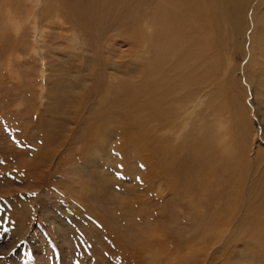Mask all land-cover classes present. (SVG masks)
Masks as SVG:
<instances>
[{
  "label": "rangeland",
  "instance_id": "rangeland-1",
  "mask_svg": "<svg viewBox=\"0 0 264 264\" xmlns=\"http://www.w3.org/2000/svg\"><path fill=\"white\" fill-rule=\"evenodd\" d=\"M37 2L0 0V264H95L90 240L135 264L144 229L179 264H264V0ZM194 69L215 94L183 114Z\"/></svg>",
  "mask_w": 264,
  "mask_h": 264
},
{
  "label": "bare ground",
  "instance_id": "bare-ground-1",
  "mask_svg": "<svg viewBox=\"0 0 264 264\" xmlns=\"http://www.w3.org/2000/svg\"><path fill=\"white\" fill-rule=\"evenodd\" d=\"M38 2H37V5H40V2L42 1V0H37ZM164 2V1H163ZM224 3V2H223ZM230 3H232L231 1H230ZM165 4V3H164ZM36 5V6H37ZM229 5L227 4V3H224L223 4V8L225 9L226 7H228ZM44 8V7H43ZM45 10V9H44ZM40 11V10H39ZM10 12V11H9ZM43 12V11H42ZM165 12V11H164ZM38 13V12H37ZM42 16V15H41ZM38 19V18H37ZM258 22H260V24H264V11H263V14H261V15H259V20H258ZM42 26V25H41ZM38 28V27H37ZM202 28V27H201ZM262 31V30H261ZM192 32V31H191ZM189 33V32H188ZM263 33V32H262ZM192 34V37H193V35H194V33L192 32L191 33ZM40 35V34H39ZM169 35V34H168ZM190 35V34H189ZM79 38V37H78ZM190 39V38H189ZM189 39H187V38H183L181 41H177L175 44H173V45H175V47H173L174 48V51H175V54H174V58H175V55H176V49L179 51V52H181V55H182V60H188V59H190V58H193V57H197L198 58V56L199 55H201V57L199 58V59H201L202 58V56H204L205 57V52H204V48H202V44L201 45H199L198 43H196L195 41H194V45H192V47L194 48L193 50L192 49H189L188 48V46H187V44H188V40ZM192 39V38H191ZM190 39V41H192ZM80 40V38L77 40V43H78V41ZM203 41V40H202ZM204 42V41H203ZM207 42V41H206ZM180 44H182V45H184V47H185V51L184 52H182V49H180ZM186 44V45H185ZM197 44V45H196ZM205 44V43H204ZM207 45V44H206ZM198 46V47H197ZM201 47V48H200ZM44 49V48H43ZM173 50V49H172ZM208 50V49H207ZM41 52V51H40ZM207 53V52H206ZM147 54V53H146ZM205 54V55H204ZM45 57V56H44ZM172 58V57H171ZM173 59V58H172ZM207 60V59H206ZM160 61V60H159ZM205 61V60H204ZM201 63L203 64L204 62H203V60H201ZM197 66V65H196ZM194 68V67H193ZM197 72L196 73V78H194L196 81H195V87H194V90L193 91H200V92H202V94H203V96H202V100H201V102H200V100L199 101H197V100H195V101H190L189 102V100H188V103L187 102H185V103H187V104H185V105H182V107H181V112H184L183 114H190L191 113V115H193L195 112H196V109L198 108L197 107V104L198 103H200V105H204V104H206L207 102H209L211 99H212V96H214V94H215V89H214V87H216V84H217V82H215V83H209V82H204V80L203 81H201L200 79H207V75H206V73L205 72H203V74H202V76H200V73L198 72V69H194L193 70V72ZM191 72H192V70H191ZM186 76V75H185ZM199 79H198V78ZM189 80V79H188ZM185 81V80H184ZM181 82V81H180ZM179 82V84H181ZM163 82H161L160 84H162ZM183 84V83H182ZM182 84L181 85H176L174 88H173V90L172 91H174V93L177 91V89H179V88H181V86H182ZM187 85V84H186ZM183 88V87H182ZM189 88V87H188ZM190 88H193V87H190ZM186 89V87H184L183 88V90H185ZM169 90H171L170 88H168L166 91V93L161 97L162 99L161 100H163V102L165 103L168 99H170L171 97V95H170V93H171V91H169ZM164 91V90H163ZM169 92V93H168ZM179 92V91H178ZM200 97V96H199ZM201 99V98H200ZM182 103V102H181ZM158 106H160V104H157ZM222 107H223V105L221 106L220 105V107L217 109V111L218 110H221V112H222ZM258 107V106H257ZM165 108V107H164ZM158 110V109H157ZM180 110V109H179ZM195 110V112H193ZM165 111V110H164ZM179 112V111H178ZM193 112V113H192ZM216 112V111H215ZM116 115V114H115ZM162 115H165V117H166V119H168L169 120V118H168V116L165 114V112H164V114L162 113ZM236 116V115H235ZM171 118V117H170ZM232 118V117H231ZM216 121H217V126H218V132H219V137H221L220 138V144H222V143H227V146H229V143H228V137H229V129L231 128L229 125H227V123L226 122H224L223 120H222V118L221 117H219L218 119H216ZM203 124V123H202ZM228 126H229V129H228ZM240 126V125H239ZM242 126H243V122L241 123V128H242ZM124 132V131H123ZM172 132V131H171ZM179 134V133H178ZM179 136V135H178ZM231 148V147H230ZM230 148H228L229 149V153L231 152V150H230ZM232 153V152H231ZM243 157V156H242ZM241 157V161L243 162V163H245V160L243 159ZM243 166V165H242ZM197 167H199V163H197L196 165H195V167L194 168H197ZM178 168H180V167H178ZM184 169V172H186V174L187 173H190L191 172V167H183ZM194 171H196V169H194L193 170V174H194ZM233 171V170H232ZM185 174V175H186ZM240 174H242V171H240ZM190 175V174H189ZM140 179V178H139ZM141 189H142V191L143 192H147V188H148V185L147 184H144L143 185V183L141 184ZM160 187V186H159ZM162 188V187H161ZM174 189V188H173ZM176 190H177V188H176ZM176 194H178V191H172L171 192V195H176ZM42 195V194H41ZM67 198V197H66ZM70 199V198H69ZM67 200V199H66ZM71 202V201H70ZM45 207V206H44ZM43 207V208H44ZM38 209V208H37ZM204 210V209H203ZM202 210H200V212H201ZM163 212V211H162ZM154 215V214H153ZM91 227H93V225H92V222L91 221H89V223H88ZM229 226H230V224H229ZM215 228V227H214ZM55 230V229H54ZM143 230V229H142ZM139 234H141V233H139ZM143 234V233H142ZM155 236H156V232H155V230H152V229H150V230H145L144 229V235H143V238H142V240H141V242H140V244H138V245H135V247H138V248H141V252L144 254V255H146V256H144V257H142V255H138V259L140 260V261H147L146 259L148 258L149 260V264H156L157 263V260L159 259V257L161 256V251L160 250H151V251H147V249H146V243L149 241V240H151V239H154L155 238ZM142 237V236H141ZM58 238H60V237H58ZM178 238L180 239L181 237H180V235L178 234ZM38 239H39V237H38ZM141 239V238H140ZM41 240V239H40ZM33 241H34V239H33ZM39 241V240H38ZM106 242V241H105ZM37 243V241L34 243L35 245H37L36 244ZM176 244V243H175ZM179 244V243H178ZM85 245H86V250L85 251H88V252H92L97 258H99V259H97V260H103V261H105V259L101 256V254H100V247L96 244V242L95 241H87V242H85ZM217 245V244H216ZM38 246V245H37ZM42 246V245H41ZM169 257H170V259L171 260H173V262L175 263V264H179L178 263V258L177 257H179V251H178V246H176L175 245V248H174V250L169 254ZM144 258H146V259H144ZM214 259V258H213ZM167 262V264H173V263H171V261H166Z\"/></svg>",
  "mask_w": 264,
  "mask_h": 264
},
{
  "label": "crops",
  "instance_id": "crops-1",
  "mask_svg": "<svg viewBox=\"0 0 264 264\" xmlns=\"http://www.w3.org/2000/svg\"><path fill=\"white\" fill-rule=\"evenodd\" d=\"M174 248H175V244L173 242H170L169 245H167L165 247V250L162 252V255H161V260H162L163 264L167 263L166 262L167 260L171 261V263L175 264L173 262V260H171L169 257V254L174 250ZM140 253H141V255H143L142 252H140ZM132 261L135 262V264L143 263V261H140L138 259V255H136V252H135L134 257L132 258ZM144 263H146V261H144Z\"/></svg>",
  "mask_w": 264,
  "mask_h": 264
},
{
  "label": "flooded vegetation",
  "instance_id": "flooded-vegetation-1",
  "mask_svg": "<svg viewBox=\"0 0 264 264\" xmlns=\"http://www.w3.org/2000/svg\"><path fill=\"white\" fill-rule=\"evenodd\" d=\"M102 263H104L103 260H97V261H95V264H102Z\"/></svg>",
  "mask_w": 264,
  "mask_h": 264
}]
</instances>
